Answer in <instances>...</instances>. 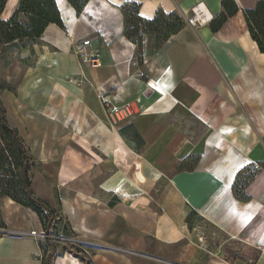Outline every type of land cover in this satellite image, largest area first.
Masks as SVG:
<instances>
[{
  "label": "crops",
  "instance_id": "0c3cea01",
  "mask_svg": "<svg viewBox=\"0 0 264 264\" xmlns=\"http://www.w3.org/2000/svg\"><path fill=\"white\" fill-rule=\"evenodd\" d=\"M232 1L237 12L213 31L223 0H88L79 13L56 0L64 27L51 22L38 42L15 44L21 58L34 57L37 109L70 138L38 184L32 177L57 209L54 230L64 221L84 241L62 246L50 264H236L191 229V212L264 264V53L245 17L259 0ZM10 2L7 17L19 0ZM134 2L144 19L186 21L198 8L205 21L161 45L144 32L140 50L125 34L124 7ZM77 44L98 63L84 62ZM104 96L117 105L140 97V110L111 121ZM249 166L259 170L241 198L236 182ZM1 199L0 264H43L39 240L10 236L43 230L38 214Z\"/></svg>",
  "mask_w": 264,
  "mask_h": 264
},
{
  "label": "trees",
  "instance_id": "16d2710c",
  "mask_svg": "<svg viewBox=\"0 0 264 264\" xmlns=\"http://www.w3.org/2000/svg\"><path fill=\"white\" fill-rule=\"evenodd\" d=\"M8 1L0 0V53L8 45L28 46L38 42L46 26L51 22L64 27L56 0H19L17 8L6 18L4 12ZM68 1L79 13L88 0ZM223 5L225 12L211 21L213 31L220 29L228 17L238 10L232 0H223ZM139 7L140 5L135 2L127 4L124 7V14L125 34L138 44L140 50L144 32L155 33L158 45H161L163 40L186 25L184 18L175 13L166 15L159 12L153 19H144L139 15ZM245 17L253 39L264 53V0H259L255 8L247 9ZM33 166L34 159L30 148L19 129L9 121L7 109L0 96V199L9 197L34 210L40 218L43 229L48 232L54 228V223L57 221V209L40 198L33 189L31 176ZM243 172L244 170L241 173ZM240 174L236 182L237 188H239ZM188 223L191 227L189 221ZM0 228H6L1 207ZM52 256L53 254L49 255L45 264L51 263Z\"/></svg>",
  "mask_w": 264,
  "mask_h": 264
},
{
  "label": "rangeland",
  "instance_id": "374dc122",
  "mask_svg": "<svg viewBox=\"0 0 264 264\" xmlns=\"http://www.w3.org/2000/svg\"><path fill=\"white\" fill-rule=\"evenodd\" d=\"M4 17H7L6 13ZM166 20L169 21L168 19ZM33 63V56L21 58L18 52V45H8L0 53V86H2L0 87V96L7 109L9 121L18 127L26 144L31 148L34 159L33 173H31V176L35 178L34 181L38 184V178L42 176L39 172H42V174L47 172V168L53 165L51 161L59 158L56 154L59 153L62 146L67 144L65 142L70 138H68L69 132L64 131L62 126L59 124H50L44 120L42 114H40V111L36 107L38 102L36 101L35 95L32 94L34 93L32 88L35 87L36 78L29 76L31 75L29 73V66ZM31 97L34 98L33 102L29 100ZM258 170L259 167L257 166H249L240 174L238 192L241 198H246L244 190L248 182L256 176ZM47 176L49 177V174H46ZM2 201L1 199L0 202ZM187 220L191 224V229L193 228L198 236H204L207 246L210 250L219 254V256L236 262V264H255L257 262L254 259L257 252L252 246L213 228L195 213L191 212ZM63 227L65 228V235L68 237L74 236L78 239L75 244L66 243L64 245L67 248L78 250L84 241L76 233L74 234L70 231L64 221L59 224L58 230L61 231ZM33 229L35 228L31 230ZM31 230L17 232L27 233ZM13 234L17 233L13 232ZM39 241L47 251L43 257V264H45L50 252H52V247L48 242L43 241V239ZM77 246L78 248H74ZM54 256H52L51 261Z\"/></svg>",
  "mask_w": 264,
  "mask_h": 264
},
{
  "label": "built area",
  "instance_id": "2783aa9c",
  "mask_svg": "<svg viewBox=\"0 0 264 264\" xmlns=\"http://www.w3.org/2000/svg\"><path fill=\"white\" fill-rule=\"evenodd\" d=\"M204 21H205V15L201 13L198 10V8H196L194 14L192 16L187 17L186 24L191 26H198ZM74 48H75V52L80 55L81 59L84 62L91 64L98 63V55L88 54L83 44H77ZM101 99L104 105L105 114L107 118L111 121H115L116 119H125L132 117L140 110V102H141L140 97H137L136 99L122 105L115 104L107 96L101 97ZM64 229L65 228L63 227V229L60 231L51 228L48 232L45 230L37 231L36 229H33L27 233L16 232L17 234H13L10 232V236L15 238H24L25 236L29 235L36 238L37 240L43 239V241L48 242L52 247V252H50V254L52 253L53 255H56L60 252L64 244L66 243L75 244V242L78 240L74 236L68 237L67 235H65ZM4 232L7 234L5 228H0V233L2 234ZM46 252L47 251L45 250V247H42L41 249L42 259L45 256Z\"/></svg>",
  "mask_w": 264,
  "mask_h": 264
},
{
  "label": "bare ground",
  "instance_id": "6f19581e",
  "mask_svg": "<svg viewBox=\"0 0 264 264\" xmlns=\"http://www.w3.org/2000/svg\"><path fill=\"white\" fill-rule=\"evenodd\" d=\"M14 1H15V0H11V2H10V6H9V7H11V5H13ZM8 14H9V12H8V10H7L6 15H8Z\"/></svg>",
  "mask_w": 264,
  "mask_h": 264
}]
</instances>
